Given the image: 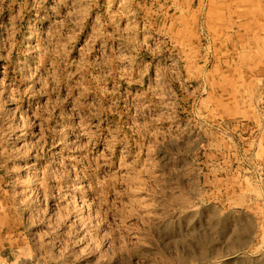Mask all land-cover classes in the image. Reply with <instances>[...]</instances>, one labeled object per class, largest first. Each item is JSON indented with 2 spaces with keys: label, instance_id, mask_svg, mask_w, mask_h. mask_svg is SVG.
<instances>
[{
  "label": "rangeland",
  "instance_id": "obj_1",
  "mask_svg": "<svg viewBox=\"0 0 264 264\" xmlns=\"http://www.w3.org/2000/svg\"><path fill=\"white\" fill-rule=\"evenodd\" d=\"M0 264H264V0H0Z\"/></svg>",
  "mask_w": 264,
  "mask_h": 264
}]
</instances>
